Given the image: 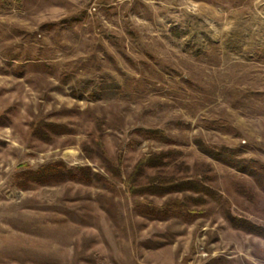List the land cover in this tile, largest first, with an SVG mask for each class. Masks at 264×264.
<instances>
[{
    "label": "rangeland",
    "instance_id": "374dc122",
    "mask_svg": "<svg viewBox=\"0 0 264 264\" xmlns=\"http://www.w3.org/2000/svg\"><path fill=\"white\" fill-rule=\"evenodd\" d=\"M40 122L71 132L45 142ZM198 140L264 164V0H0V264H264V236L226 217L264 227V190ZM169 149L189 167L172 173H208L222 199L142 215L138 201L186 196L126 185ZM60 161L102 178L19 187L22 171Z\"/></svg>",
    "mask_w": 264,
    "mask_h": 264
},
{
    "label": "trees",
    "instance_id": "16d2710c",
    "mask_svg": "<svg viewBox=\"0 0 264 264\" xmlns=\"http://www.w3.org/2000/svg\"><path fill=\"white\" fill-rule=\"evenodd\" d=\"M56 26H58L57 23H48L43 28L52 29ZM32 132L39 139L50 142L54 139V136L69 133L71 129L62 124L40 122L34 126ZM136 132L142 138L166 144L173 143L172 138L162 129L139 128L136 129ZM197 142L198 148L209 157L228 165H236L242 172H248L252 176H256L257 182L264 190L263 163L247 162L244 159L239 163V153L236 149L227 146H211L202 140H198ZM178 154L177 151L169 149L146 155L139 160L133 171L127 176L125 182L131 193L161 198L175 194L186 195L184 199H171L162 207L156 206L151 201H138L137 209L142 215L152 219H165L183 213L198 214L199 211L197 209L191 208L193 203L195 206H199L206 203L207 199L210 198L222 199L212 189V186L209 185L208 180H210V177L208 173L203 176L195 174L185 177H178V171L175 174L172 173L170 167L175 170L179 166V170H182V168L186 171L189 170V167L184 162L178 161ZM16 178L18 179L19 187L27 189L33 185H50L64 182L90 185L97 179L101 180L102 177L88 166L69 167L60 161L43 165L38 169L24 170ZM226 217L235 228L247 233L264 236V227L254 224L247 219L235 217L230 211H228Z\"/></svg>",
    "mask_w": 264,
    "mask_h": 264
}]
</instances>
